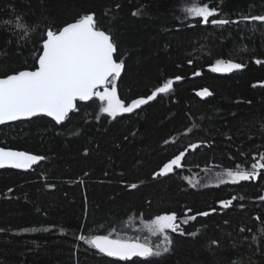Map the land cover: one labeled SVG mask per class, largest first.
<instances>
[{"label":"trees","instance_id":"trees-1","mask_svg":"<svg viewBox=\"0 0 264 264\" xmlns=\"http://www.w3.org/2000/svg\"><path fill=\"white\" fill-rule=\"evenodd\" d=\"M191 2L0 0V76L35 66L46 28L95 13L124 61L116 85L127 103L182 77L115 120L95 98L78 101L61 124L37 116L0 126V146L44 157L30 171L0 169V264H264V170L252 180L217 182L229 168L251 170L264 153V23L243 19L264 15V0H206L217 9L212 18L226 25L186 16ZM16 17L35 26L30 38L13 34ZM218 59L245 67L214 72ZM204 88L212 93L205 100L197 95ZM185 149L180 167L155 175ZM230 199L229 207L220 204ZM172 212L183 234L169 229L172 244L159 256L120 260L79 239L111 235L157 245L163 236L148 222ZM196 212L209 215L182 223Z\"/></svg>","mask_w":264,"mask_h":264},{"label":"snow or ice","instance_id":"snow-or-ice-1","mask_svg":"<svg viewBox=\"0 0 264 264\" xmlns=\"http://www.w3.org/2000/svg\"><path fill=\"white\" fill-rule=\"evenodd\" d=\"M182 11L186 16L199 18L205 24L226 25L230 23L229 20L212 18L217 14V9L209 6L206 0H192L190 4L183 7ZM137 14L139 10L133 13V15ZM15 19L17 22H15V28L12 29L13 34H16L18 29L22 34L21 38H30L32 32L35 31V26L27 25L22 17ZM243 19L264 23V15L245 16ZM12 23L13 21H9V24ZM256 63L261 64L262 61L257 59ZM244 67L243 63H237L231 59H218L211 69L214 72H232ZM123 69L124 61L117 59V45L112 35L100 28L95 13L83 14L74 22L67 23L55 31L50 27L46 28L42 34L40 51L35 57V66L0 76V124L40 114H46L54 118L57 123H61L68 119L70 113L77 110V101H89L93 97L103 102L100 112L114 119L120 114L133 112L134 109L156 98L158 94L169 92L174 80L182 79L180 76H176L174 80L168 79L163 86L152 91L151 95L134 99L126 105L125 101L120 98L116 87V81ZM211 94L207 88L198 93L201 97ZM198 146V144H190L188 148L194 150ZM186 151L187 149L181 151L163 164L155 175H167L180 167ZM43 159L44 157L29 152L0 147V168L8 165L18 169H29L34 163ZM250 167L251 170L239 165L235 170L229 168L227 170L228 180L238 183L256 178L260 170H264V153L259 154V161L251 164ZM225 182L227 181H220V183ZM129 187L136 188L137 185L131 184ZM220 204L227 208L232 204V200H221ZM191 211L192 209H188V212ZM212 211L215 212L216 209ZM208 215L209 212H196L195 215L184 219L182 223L187 224L190 220H195L197 216ZM177 219V214L172 212L158 215L148 222L147 226L152 234L163 236L162 242L157 245H152L147 240L141 243L139 239H127L120 236L112 238L111 235H97L91 238L80 235L79 239L85 240L101 254L120 260L159 256L168 252L172 244V239L168 235L169 229L183 234L177 224ZM261 231L264 232V229ZM196 234V232L189 233L192 236ZM253 239L255 240L256 237ZM211 243L218 244V241Z\"/></svg>","mask_w":264,"mask_h":264},{"label":"water","instance_id":"water-1","mask_svg":"<svg viewBox=\"0 0 264 264\" xmlns=\"http://www.w3.org/2000/svg\"><path fill=\"white\" fill-rule=\"evenodd\" d=\"M124 72H125V64H124V69H123V71H122V73H121V75H120V77L118 78V80L122 77V75L124 74ZM116 87H117V92H118V94H119V96H120V98H121V95H120V92H119V88H118V86L116 85ZM100 90H102V89H100ZM201 91V90H200ZM200 91H198L197 92V95H198V93L200 92ZM210 91V90H209ZM211 92V91H210ZM163 94H165V93H163ZM163 94H158L157 96H156V98H154L153 100H151V101H149L147 104H144V105H141L139 108H136V109H134V111L133 112H131V113H123V114H120V115H118L116 118H118V117H122V116H127V115H131V114H133V113H135V112H137L138 110H140V109H142L143 107H145V106H147V105H149L150 103H152L153 101H155L160 95H163ZM149 95H151V94H149ZM149 95H147V96H149ZM147 96H139V97H137V98H140V97H147ZM199 96V98H201V99H203V100H205V99H208L210 96H212V94L210 95V96H206V97H201L200 95H198ZM96 97H93L91 100H93V99H95ZM137 98H135V99H137ZM122 99V98H121ZM91 100H89V101H91ZM123 100V99H122ZM134 100V99H133ZM89 101H81V102H89ZM125 101V100H124ZM131 102V101H130ZM129 102V103H130ZM77 103H78V101H77ZM129 103H127L126 101H125V104L127 105V104H129ZM71 114V113H70ZM69 114V115H70ZM105 114V113H104ZM105 115H107L108 117H110L112 120H115L116 118H112L111 116H109L108 114H105ZM38 116H47L46 114H40V115H38ZM35 117H37V116H35ZM35 117H31V118H21V119H19V120H16V121H7V122H5L4 124H9V123H14V122H17V121H21V120H30V119H33V118H35ZM47 117H49V116H47ZM49 118H51V119H53L54 120V118H52V117H49ZM55 121V120H54ZM61 123H63V122H61ZM61 123H58V124H61ZM4 124H0V126H2V125H4ZM0 147H2V146H0ZM9 149H12V150H16V151H25V152H28V151H26V150H19V149H14V148H9ZM29 153H31V152H29ZM31 154H33V155H37V154H35V153H31ZM38 156H40V155H38ZM43 157V156H42ZM42 161V160H41ZM41 161H39V162H37V163H34L33 165H32V167L31 168H29V169H18V168H14V167H12V166H8V165H6L5 167H3V168H0V169H6V168H10V169H16V170H20V171H30V170H32L36 165H38ZM113 238V237H112ZM141 243H143L142 241H140ZM114 258H116V257H114ZM133 258H137V257H133ZM132 258V259H133ZM119 259V258H118Z\"/></svg>","mask_w":264,"mask_h":264},{"label":"rangeland","instance_id":"rangeland-1","mask_svg":"<svg viewBox=\"0 0 264 264\" xmlns=\"http://www.w3.org/2000/svg\"><path fill=\"white\" fill-rule=\"evenodd\" d=\"M219 173H220V172H213V173L210 174V176H211L212 178H216V177L219 175ZM221 180H223V181H227V182H230V181L228 180V177H227V171H225L224 174H221V175L218 176L217 182L220 183Z\"/></svg>","mask_w":264,"mask_h":264},{"label":"bare ground","instance_id":"bare-ground-1","mask_svg":"<svg viewBox=\"0 0 264 264\" xmlns=\"http://www.w3.org/2000/svg\"><path fill=\"white\" fill-rule=\"evenodd\" d=\"M202 90V89H201ZM200 91V90H199Z\"/></svg>","mask_w":264,"mask_h":264}]
</instances>
